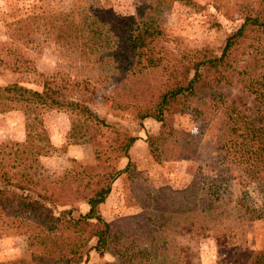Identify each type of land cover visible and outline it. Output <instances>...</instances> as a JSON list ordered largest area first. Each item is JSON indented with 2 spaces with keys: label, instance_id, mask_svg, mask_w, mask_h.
Returning <instances> with one entry per match:
<instances>
[{
  "label": "trees",
  "instance_id": "1",
  "mask_svg": "<svg viewBox=\"0 0 264 264\" xmlns=\"http://www.w3.org/2000/svg\"><path fill=\"white\" fill-rule=\"evenodd\" d=\"M168 1L148 0L136 8L137 16L116 15L108 7H76L46 14L41 23H37L39 15L6 22L0 67L30 69L21 48L28 28L23 27L25 23L41 25L46 38L60 43L73 61L85 62L88 68L108 66L111 74L104 78L108 90L123 96L131 90L147 93L156 88L147 102H134L138 118L159 122L158 135H147L154 159H189L196 153L200 136L176 130V113L189 110L217 124L219 133L213 136V144L218 154L209 157L212 176L197 171L183 187L159 186L154 193L136 199L142 211L152 212L160 221L157 228L162 233L165 229L191 235L229 225L230 220L260 218L264 216V54L260 48L264 43V2L261 20L247 16L245 21L251 24L245 27L242 23L228 36L219 54L202 48L186 58L180 55L173 62H161L153 16L168 7ZM236 46L243 52L237 53ZM153 68L160 73L149 78L147 72ZM231 76L239 84L234 98L216 89L231 83ZM74 84L77 81L69 78L59 83L57 73H52L42 78L40 89L17 81L0 86V113L21 110L25 131L21 142H0V235L10 231L24 235L28 251L27 258L0 264H85L91 249L99 256L105 252L120 256L125 264H175L179 254L174 236L157 235L146 224L136 225L131 216L107 222L98 211L112 180L130 172L128 149L135 136L124 134L118 142L127 160L124 168L90 173L100 160L97 152L96 163L78 173L84 180L79 176L74 187L64 175L50 178L40 164L38 157L54 149L43 125L46 110L68 113L67 143H94L107 125L87 102L68 91ZM248 97L251 106L246 104ZM233 184H237L236 190L231 189ZM74 199L87 205L84 213L72 206ZM58 205L68 207L57 210ZM92 239L94 243L89 245ZM263 261L264 245L249 264ZM101 264L121 263L105 260Z\"/></svg>",
  "mask_w": 264,
  "mask_h": 264
},
{
  "label": "rangeland",
  "instance_id": "2",
  "mask_svg": "<svg viewBox=\"0 0 264 264\" xmlns=\"http://www.w3.org/2000/svg\"><path fill=\"white\" fill-rule=\"evenodd\" d=\"M147 2L148 0H0V41L6 39L5 23L20 17L31 18L39 15L41 19H37V23H41L46 14L76 7H108L116 15L137 16L136 8ZM263 2L264 0L168 1V7L153 16L154 25L159 32L155 44L156 49L160 50L161 62L166 59L173 62L180 55L186 58L189 52L202 48L219 54L228 36L242 23L245 22V27L251 24V21H245L247 16H258V20H261ZM26 27L35 32L27 28V33L22 38L24 42L21 44L22 39L18 41L30 69L10 70L0 67V86L17 81L26 87L40 89L44 76L57 73L59 83H64L67 78L77 81V84L67 88L68 91L87 102L107 124L98 132L99 136L94 143H67L68 113L63 109L46 110L42 115L43 125L54 149L39 156L38 160L50 178H60L64 175L71 180V186L74 187L77 178L82 177L78 173H84L85 166L96 163L94 157L97 152L100 160L89 170L90 173L102 174L111 169H122L127 160L123 157L118 142L124 134L135 136V141L128 149L130 172H122L112 180L108 195L98 205L101 217L111 222L117 217L131 216L136 225L146 224L153 228L157 235L174 236L179 254L174 257L175 264H249L264 245V216L251 221L230 220L227 222L229 225L191 235L182 232L172 234L165 229L162 233L161 229L157 228L160 221L152 212L142 211L136 201L139 197L154 193L159 186L170 189L183 187L197 171L205 176H212V160L209 161V157L217 153L213 144V136L219 133L217 124L203 120L189 110L176 113L173 116V127L176 130L200 136L196 153L189 159H154L149 152L147 135H158L159 122L151 117L138 118L135 114L138 106L134 102L145 99L147 102L150 92L156 88L147 93L131 90L123 96L119 91H110L104 79L111 74L108 66L88 68L85 62L77 63L68 56L60 43L46 38L41 25L37 28L35 24L25 23L23 29ZM261 47L264 54V43ZM243 49L247 48L243 45ZM235 51L243 52L240 46H236ZM239 56L243 54L240 53ZM153 69L147 72L149 78L160 73L159 70ZM216 89L227 97L234 98L239 92V84L236 78L231 76V83L222 84ZM245 101L251 106L250 97ZM24 138L22 111L16 109L0 113V142H21ZM237 187V184H233L231 189L236 190ZM72 202V206L81 213L88 208L78 199ZM67 207L56 206L57 210ZM72 214L76 212L73 210ZM93 243L94 239L90 240L89 245ZM27 257L24 235L11 231L0 235V263ZM105 260H116L125 264L120 256L109 252L99 256L93 249L89 250L85 264H101ZM260 264H264V261Z\"/></svg>",
  "mask_w": 264,
  "mask_h": 264
}]
</instances>
